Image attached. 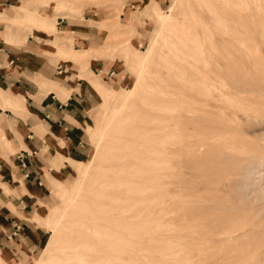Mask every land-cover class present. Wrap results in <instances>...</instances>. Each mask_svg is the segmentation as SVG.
<instances>
[{
    "label": "rangeland",
    "instance_id": "374dc122",
    "mask_svg": "<svg viewBox=\"0 0 264 264\" xmlns=\"http://www.w3.org/2000/svg\"><path fill=\"white\" fill-rule=\"evenodd\" d=\"M34 31L48 78L85 85L82 148H45L28 192L0 98V207L24 196L34 238L0 264H264V0H0V41Z\"/></svg>",
    "mask_w": 264,
    "mask_h": 264
},
{
    "label": "crops",
    "instance_id": "0c3cea01",
    "mask_svg": "<svg viewBox=\"0 0 264 264\" xmlns=\"http://www.w3.org/2000/svg\"><path fill=\"white\" fill-rule=\"evenodd\" d=\"M54 29L60 34L72 37L73 44L81 39L79 35L85 34L76 20L58 16L55 17ZM34 32L40 33L36 38L42 43L34 42L32 38V41L29 38L22 45L0 41V98L7 104H18L22 100L21 110L26 112V117L24 120L15 117L17 120L13 121L16 123L14 128L22 134L21 140L25 149H20L15 159L19 164L18 175L25 189L36 194L35 190L41 185L44 168L43 150L47 147H60L56 153L73 160L82 148L80 133L74 123L81 124V115L85 112L82 99L86 92L85 85L79 79H69L70 73H64L59 82L48 78L53 71L48 59L42 57L45 48L43 42H52V39L39 31ZM88 45L86 43L85 46ZM59 64L57 62L56 65ZM35 81H40L42 87ZM46 86L55 88L56 91L43 89ZM18 203L22 207L19 208V204H16L14 210L7 209L5 205L0 207V246L6 249L12 243L24 244L26 247L34 239L22 210L28 202L22 196Z\"/></svg>",
    "mask_w": 264,
    "mask_h": 264
},
{
    "label": "bare ground",
    "instance_id": "6f19581e",
    "mask_svg": "<svg viewBox=\"0 0 264 264\" xmlns=\"http://www.w3.org/2000/svg\"><path fill=\"white\" fill-rule=\"evenodd\" d=\"M226 1V0H225ZM241 1V0H240ZM261 2V1H260ZM242 3V2H241ZM248 4H249V2H248ZM222 6H223V3L221 4ZM231 6V5H230ZM238 6V5H237ZM249 6V5H248ZM232 7V6H231ZM254 7V6H253ZM256 7V6H255ZM235 8V7H234ZM234 8H232V9H234ZM210 10H212V9H210ZM214 10V9H213ZM236 10V9H235ZM227 11V10H226ZM249 11H250V9H249ZM215 12V11H214ZM239 12V11H238ZM215 14V13H214ZM230 15V14H229ZM217 26V25H216ZM215 31H217V30H215ZM193 39H194V37H192ZM187 41H188V39H187ZM191 41V40H190ZM194 41V40H193ZM208 41V40H207ZM189 42H187V44H188ZM198 43V42H197ZM189 45V44H188ZM193 47V46H192ZM211 49H212V47H211ZM226 51V50H225ZM228 51H229V49H228ZM231 51L232 52H234V53H236L237 51H238V49L236 48V47H233V48H231ZM225 55H227L228 56V53H225ZM236 57V56H235ZM237 57H238V55H237ZM223 61H224V59H223ZM203 62V61H202ZM203 63H205V62H203ZM236 63V62H235ZM235 65H237V64H235ZM170 71V70H169ZM195 72H197L196 70H195ZM194 72V73H195ZM167 75H168V73H167ZM174 75V74H173ZM170 76V75H169ZM175 76V75H174ZM162 88V87H161ZM195 89V88H194ZM162 90V89H161ZM196 90V89H195ZM192 92V91H191ZM166 97V96H165ZM177 99H178V97H177ZM188 98H186V100H187ZM172 100V99H171ZM181 100H182V98H181ZM176 102H178V100L176 101ZM170 116V115H169ZM172 119V118H171ZM173 122V121H172ZM181 125V124H180ZM182 127V126H181ZM177 128V127H176ZM178 129H180V128H178ZM176 130V129H175ZM169 137V136H168ZM166 140H167V138H166ZM163 145V144H162Z\"/></svg>",
    "mask_w": 264,
    "mask_h": 264
}]
</instances>
